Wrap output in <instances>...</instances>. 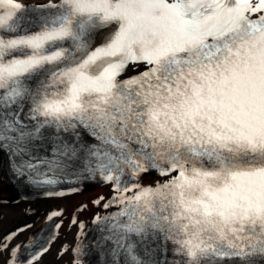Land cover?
Wrapping results in <instances>:
<instances>
[{
	"label": "snow or ice",
	"instance_id": "1",
	"mask_svg": "<svg viewBox=\"0 0 264 264\" xmlns=\"http://www.w3.org/2000/svg\"><path fill=\"white\" fill-rule=\"evenodd\" d=\"M31 11L0 0V152L18 174L82 166L112 182L104 207H121L94 221L107 264H264V0Z\"/></svg>",
	"mask_w": 264,
	"mask_h": 264
},
{
	"label": "bare ground",
	"instance_id": "2",
	"mask_svg": "<svg viewBox=\"0 0 264 264\" xmlns=\"http://www.w3.org/2000/svg\"><path fill=\"white\" fill-rule=\"evenodd\" d=\"M157 179L160 178L145 174L143 183H153ZM80 187V191L66 193L68 195L28 198L19 196L20 193L0 176V243L7 245L0 248V264H28L18 249L47 216L54 219L56 227L45 248L47 251L39 253L32 264H83V257L75 249L87 241L93 222L112 208V204L105 208L104 203L116 193L109 182L83 183ZM75 197L82 201L75 203ZM13 233L12 239L7 240L6 237Z\"/></svg>",
	"mask_w": 264,
	"mask_h": 264
},
{
	"label": "rangeland",
	"instance_id": "3",
	"mask_svg": "<svg viewBox=\"0 0 264 264\" xmlns=\"http://www.w3.org/2000/svg\"><path fill=\"white\" fill-rule=\"evenodd\" d=\"M24 1H27V0H24ZM33 1L39 2V1H42V0H33ZM80 199H81L80 197H75L74 202L78 204L80 201H82V199L81 200Z\"/></svg>",
	"mask_w": 264,
	"mask_h": 264
}]
</instances>
